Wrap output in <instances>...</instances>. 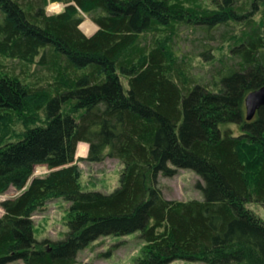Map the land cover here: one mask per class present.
<instances>
[{"label":"trees","instance_id":"16d2710c","mask_svg":"<svg viewBox=\"0 0 264 264\" xmlns=\"http://www.w3.org/2000/svg\"><path fill=\"white\" fill-rule=\"evenodd\" d=\"M194 1L0 0V194L19 191L1 202L0 264H92L79 255L93 241L139 231L137 264H264V220L248 207H264V106L248 120L245 104L264 86V0ZM52 2L65 7L49 14ZM185 24L208 40L242 26L222 34L231 54L209 79L172 44ZM81 142L87 161L124 164L112 193L84 190ZM179 169L203 179L204 199L165 197L159 175ZM58 198L68 231L40 241L34 215Z\"/></svg>","mask_w":264,"mask_h":264},{"label":"rangeland","instance_id":"374dc122","mask_svg":"<svg viewBox=\"0 0 264 264\" xmlns=\"http://www.w3.org/2000/svg\"><path fill=\"white\" fill-rule=\"evenodd\" d=\"M219 2V0H195L194 3L189 4L187 7H199V4H201L202 8H215ZM54 5L58 7L54 8ZM64 7L65 5L63 3L52 2L47 6L46 10L49 14H57ZM241 27L240 25L226 27L225 29L220 27L214 31L215 39L208 40L205 30H201L196 26L191 27L190 24L176 25L174 29L172 28L173 32H175L172 44L176 48L177 55L179 53L190 56L189 63L190 67H193L194 73L209 79L212 77V70H214V65H211L212 61L217 62L225 54H231V41L223 42L222 34L228 32V35H230L228 38H231L233 36L232 34H239L238 32ZM98 28V25L86 15L81 25L83 32L90 36ZM206 48L208 49V55L212 57L202 56ZM235 60L237 62L238 59ZM9 63L11 62L9 61ZM30 72L32 74L36 73L35 68L33 67ZM233 129L237 134L241 132L236 126H233ZM81 145H86L87 147L89 145L84 143L79 144L76 154V162L81 169V183L84 190L112 193L120 185V176L124 164L116 158H108L102 163L89 162L85 159L88 155L89 148L85 147V150L81 154L79 152ZM47 172H49L47 166H39L36 169L35 176L44 175ZM200 183L205 185L203 179L191 169H179L178 174L174 177L159 175V187L162 189L166 198L173 200L189 201L204 199V192L199 186ZM18 194L19 191L14 188H11L4 194H0V217L4 214L1 202L15 197ZM68 206L69 203L64 198L49 200L46 203L45 209L38 211L34 215V234L36 239L40 241L44 239L58 241L64 238L68 231ZM248 207L264 220V207L261 204L253 202L248 204ZM141 235L142 233L139 231L126 236H102L81 251L79 260L92 264H137V260L143 256V251L146 246ZM170 264L202 263L175 260Z\"/></svg>","mask_w":264,"mask_h":264},{"label":"water","instance_id":"95a60500","mask_svg":"<svg viewBox=\"0 0 264 264\" xmlns=\"http://www.w3.org/2000/svg\"><path fill=\"white\" fill-rule=\"evenodd\" d=\"M245 104L247 110V119L251 120L255 117L260 107L264 106V86L260 89H257L256 91L251 92L246 97Z\"/></svg>","mask_w":264,"mask_h":264},{"label":"bare ground","instance_id":"6f19581e","mask_svg":"<svg viewBox=\"0 0 264 264\" xmlns=\"http://www.w3.org/2000/svg\"><path fill=\"white\" fill-rule=\"evenodd\" d=\"M53 7H54V8H57L58 6H57V5H54ZM85 147H87V146H86V145H81V146H80V150H79V152H80L81 154H82V152L85 150ZM87 148H88V147H87ZM87 148H86V149H87Z\"/></svg>","mask_w":264,"mask_h":264},{"label":"crops","instance_id":"0c3cea01","mask_svg":"<svg viewBox=\"0 0 264 264\" xmlns=\"http://www.w3.org/2000/svg\"><path fill=\"white\" fill-rule=\"evenodd\" d=\"M83 143V142H82ZM84 144H87V143H84Z\"/></svg>","mask_w":264,"mask_h":264}]
</instances>
